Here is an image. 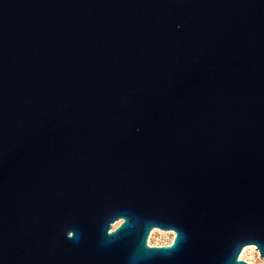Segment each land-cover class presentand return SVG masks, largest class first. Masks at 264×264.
<instances>
[{
  "label": "water",
  "instance_id": "95a60500",
  "mask_svg": "<svg viewBox=\"0 0 264 264\" xmlns=\"http://www.w3.org/2000/svg\"><path fill=\"white\" fill-rule=\"evenodd\" d=\"M249 245L264 258V0H0V264Z\"/></svg>",
  "mask_w": 264,
  "mask_h": 264
},
{
  "label": "rangeland",
  "instance_id": "374dc122",
  "mask_svg": "<svg viewBox=\"0 0 264 264\" xmlns=\"http://www.w3.org/2000/svg\"><path fill=\"white\" fill-rule=\"evenodd\" d=\"M171 234H172L171 232L163 231L159 229L152 230L148 242L152 246L168 244L172 239ZM239 258L244 259L250 262L251 264H264V258L260 256L259 251L256 249V246L254 245L246 246L241 252Z\"/></svg>",
  "mask_w": 264,
  "mask_h": 264
},
{
  "label": "clouds",
  "instance_id": "9594fccd",
  "mask_svg": "<svg viewBox=\"0 0 264 264\" xmlns=\"http://www.w3.org/2000/svg\"><path fill=\"white\" fill-rule=\"evenodd\" d=\"M171 235H172V240H174L175 239V234L172 233ZM172 240H171V242H172ZM171 242L169 244H171Z\"/></svg>",
  "mask_w": 264,
  "mask_h": 264
},
{
  "label": "flooded vegetation",
  "instance_id": "af4514ba",
  "mask_svg": "<svg viewBox=\"0 0 264 264\" xmlns=\"http://www.w3.org/2000/svg\"><path fill=\"white\" fill-rule=\"evenodd\" d=\"M171 233H172V232H171ZM171 240H172V239H171ZM170 242H171V241H170ZM170 242H169V243H170ZM169 243H168V244H169Z\"/></svg>",
  "mask_w": 264,
  "mask_h": 264
},
{
  "label": "bare ground",
  "instance_id": "6f19581e",
  "mask_svg": "<svg viewBox=\"0 0 264 264\" xmlns=\"http://www.w3.org/2000/svg\"><path fill=\"white\" fill-rule=\"evenodd\" d=\"M246 249H247V248H246ZM246 249H245V250H246Z\"/></svg>",
  "mask_w": 264,
  "mask_h": 264
},
{
  "label": "built area",
  "instance_id": "2783aa9c",
  "mask_svg": "<svg viewBox=\"0 0 264 264\" xmlns=\"http://www.w3.org/2000/svg\"><path fill=\"white\" fill-rule=\"evenodd\" d=\"M151 245V244H150Z\"/></svg>",
  "mask_w": 264,
  "mask_h": 264
}]
</instances>
